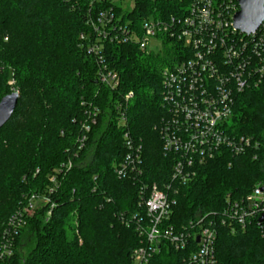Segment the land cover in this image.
<instances>
[{
    "label": "trees",
    "instance_id": "obj_1",
    "mask_svg": "<svg viewBox=\"0 0 264 264\" xmlns=\"http://www.w3.org/2000/svg\"><path fill=\"white\" fill-rule=\"evenodd\" d=\"M191 2L135 0L124 10L114 0H0V101L20 94L0 131V248L11 220H25L4 264H133L134 250L146 243L138 230L148 222L141 188L171 178L173 159L157 126L166 115L162 70L178 60L181 44L168 39L143 52L133 42L98 40L93 23L113 9L118 24L142 32L145 19L182 18ZM96 43L119 73L116 88L99 80L101 65L89 51ZM229 131L258 147L223 150L198 167L180 186L175 226L264 183V81L236 97ZM140 146L143 162L121 177L118 169ZM187 255L162 244L151 264H181ZM217 256L220 264H264V236L256 226L236 233L221 226Z\"/></svg>",
    "mask_w": 264,
    "mask_h": 264
},
{
    "label": "built area",
    "instance_id": "obj_2",
    "mask_svg": "<svg viewBox=\"0 0 264 264\" xmlns=\"http://www.w3.org/2000/svg\"><path fill=\"white\" fill-rule=\"evenodd\" d=\"M239 9L238 0H192L182 18H147L142 32L128 24H118L113 9L101 12L98 22L93 23L98 40L133 42L143 52L158 51L168 39L181 44L178 60L162 70V105L166 115L157 126L164 154L173 159L171 178L163 185L154 182L141 188L148 222L138 230L146 243L134 250L133 264H151L162 244H169L176 251H188L181 264H220L217 245L221 226L232 233L256 226L264 236V183L246 195L228 197L221 211L199 216L182 227L170 222L180 186L194 179L198 167L223 150L239 155L258 147L252 137L229 131L236 97L264 81V23L255 33L242 32L234 24ZM154 39L159 46H153ZM103 46L96 43L89 51L98 57L101 83L116 88L120 76L104 63L100 54ZM132 95L130 92L127 98ZM94 116L92 122L96 123ZM122 121L126 122L125 117ZM84 128L88 132L90 125L85 124ZM125 137L128 147L133 148L130 134ZM141 149L137 148L136 154H129L122 163L118 169L121 177L143 162ZM51 181L56 182V178ZM34 208L35 204H30L26 212L30 214ZM24 222L23 217H18L9 223L0 248V264L13 255L14 241Z\"/></svg>",
    "mask_w": 264,
    "mask_h": 264
},
{
    "label": "water",
    "instance_id": "obj_3",
    "mask_svg": "<svg viewBox=\"0 0 264 264\" xmlns=\"http://www.w3.org/2000/svg\"><path fill=\"white\" fill-rule=\"evenodd\" d=\"M238 1L240 9L234 16L235 27L246 34L255 33L264 23V0ZM19 99L20 94L15 91L6 95L0 101V131L12 118Z\"/></svg>",
    "mask_w": 264,
    "mask_h": 264
},
{
    "label": "rangeland",
    "instance_id": "obj_4",
    "mask_svg": "<svg viewBox=\"0 0 264 264\" xmlns=\"http://www.w3.org/2000/svg\"><path fill=\"white\" fill-rule=\"evenodd\" d=\"M114 2L122 6L124 10H131L135 6V0H114ZM152 43H153V46H156L157 44L159 46V41L155 39L152 41Z\"/></svg>",
    "mask_w": 264,
    "mask_h": 264
}]
</instances>
